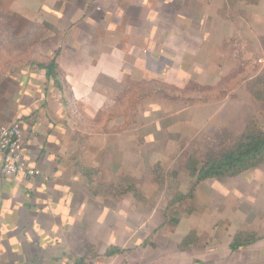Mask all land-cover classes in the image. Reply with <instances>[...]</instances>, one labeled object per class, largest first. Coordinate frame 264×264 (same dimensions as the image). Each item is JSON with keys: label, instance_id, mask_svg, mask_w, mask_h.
Masks as SVG:
<instances>
[{"label": "crops", "instance_id": "crops-1", "mask_svg": "<svg viewBox=\"0 0 264 264\" xmlns=\"http://www.w3.org/2000/svg\"><path fill=\"white\" fill-rule=\"evenodd\" d=\"M30 1L38 2L34 11L30 9L34 18L43 16L52 24L42 40L49 37L50 47L61 50L58 62L69 104L41 69L26 67L0 86V125L20 126L24 161L38 171L6 176L0 165V264H78L88 245L107 264H264V176L257 190L262 203L254 210L258 235L254 244L234 250L228 237L212 247L182 249L179 244L187 233H177L179 226L196 227L197 212L170 225L164 216L167 204L160 202L164 194H145L144 200H126L128 204L124 198L104 204V198L94 196L86 179L74 171L70 158L74 143L70 132L86 129L82 112H101L100 80L122 83L129 78L121 66H128L131 50L150 51L154 43L174 50L171 59L182 65L179 51L200 49L210 34H245L251 41L258 35L263 42L264 0H254L252 11L248 0ZM248 15L254 23L227 19ZM178 70L170 67L167 83L173 84L169 75L177 76ZM97 134L89 143L101 150L102 135ZM137 208L141 219L132 213ZM213 239L211 235L206 240ZM110 246L124 252L104 256Z\"/></svg>", "mask_w": 264, "mask_h": 264}, {"label": "rangeland", "instance_id": "rangeland-1", "mask_svg": "<svg viewBox=\"0 0 264 264\" xmlns=\"http://www.w3.org/2000/svg\"><path fill=\"white\" fill-rule=\"evenodd\" d=\"M253 1L248 0V11H252ZM23 5L28 8L23 9ZM37 6L38 2L30 0H0V15L7 22L6 30L0 32V54L6 56V61L0 63V78L4 76L0 86L26 67L35 69L32 63L36 61L48 60L58 52V59L61 56V50L50 47L49 37L42 40L52 24L43 16L34 18ZM227 19L254 23L249 15ZM52 20L50 18V22ZM33 26L37 32L25 40ZM12 35L18 38L17 44L9 41ZM152 44L150 51L133 49L129 52L128 68L121 66L125 77L129 78L122 83L105 77L100 80L101 112H82L87 120L86 129L70 132L74 142L70 151L74 171L79 172L78 163L83 162L99 170L96 182L118 183L126 176L134 177L142 195H165L160 202L167 204L164 216L170 225L178 223L182 215L197 212V226L186 230L189 227L184 223L177 233H187V236L195 230L199 237L196 246L200 249L223 243L228 237L232 240L240 232L256 233L254 210L262 203L257 190L264 176V164L235 178L201 182L193 198L175 205L170 202L179 192L189 194L196 184L185 165L191 154L203 160L210 149L236 142L252 122L264 130V41L258 35L251 41L245 34H210V40L200 49L179 51L178 61L182 60V65L171 59L175 57L174 50ZM139 52L141 56L137 59L135 54ZM171 66L179 69L177 76L173 72L169 75L173 84L167 83L165 76ZM193 82L200 86L193 89L191 96H175L176 93L163 87L185 89ZM250 82L255 91L250 89ZM96 133L102 135L101 150L89 143L90 136L93 138ZM157 164L166 175L164 183L156 182L152 174ZM83 177L89 187L88 178ZM157 188H163L162 192ZM98 196L104 198V204L123 198L126 204V200L140 201L133 192L119 198ZM132 213L142 218L140 209ZM211 235L214 239L207 241ZM87 255L91 264H107L105 258H98L93 250Z\"/></svg>", "mask_w": 264, "mask_h": 264}, {"label": "trees", "instance_id": "trees-1", "mask_svg": "<svg viewBox=\"0 0 264 264\" xmlns=\"http://www.w3.org/2000/svg\"><path fill=\"white\" fill-rule=\"evenodd\" d=\"M7 22L0 15V32L6 30ZM37 32L36 27H30V30L24 37L25 40H28L32 37L33 33ZM10 36L9 41L17 44V37ZM18 48V45L17 47ZM0 54V63L6 61V56H1ZM4 55V54H3ZM59 52L56 53L55 57L45 61H36L32 63L33 66L37 69L44 70L46 76L49 80H52L56 87L62 92L64 103L69 104V94L67 88L66 79L60 69L58 62ZM5 58V60L3 59ZM31 64V63H30ZM1 66V65H0ZM4 75V74H3ZM1 75V76H3ZM4 78V76H3ZM0 78V81L3 80ZM261 80V77L257 79ZM250 82L249 87L252 91H255ZM194 86V87H192ZM198 83L193 82L192 85L185 89L172 88L168 85L163 87L171 92L176 93L175 96L186 95L191 96L193 89L198 88ZM255 94V92H254ZM167 95V94H165ZM258 96L257 94H255ZM261 164H264V130L261 129L257 124L250 123L246 130L239 136V138L231 145H222L218 149H210L203 160H201L198 155L191 154L186 162V167L190 172V175L196 179V184L193 186L189 194L177 193L175 198L170 202V205H175L180 201L186 200L187 198L194 197V191L196 186L208 179L217 178H232L236 177L247 170L255 168ZM78 171L80 174L88 178L89 180V189L94 195H103V196H112V197H123L129 192H133L134 196L139 200H144L145 196L142 195L140 189L137 187V181L134 177L126 176L118 183H100L96 182V176L99 173L97 168L88 167L85 163H78ZM162 171L161 165L157 164L152 169V174L156 178V182L164 183L166 180V175ZM258 239L256 233L250 232H240L233 239L230 244L231 248L234 250L240 249L242 247H247L251 244H254ZM199 242L198 234L195 230H192L190 234L185 236L179 244V247L182 249H187L193 246H196ZM87 249V253L93 250V246L90 245ZM124 250L117 246H110L105 252V256H111L115 254L123 253ZM93 253L94 250H93ZM96 254V253H95ZM95 256H98L97 254ZM89 256L81 258L78 261V264H91L88 260Z\"/></svg>", "mask_w": 264, "mask_h": 264}, {"label": "built area", "instance_id": "built-area-1", "mask_svg": "<svg viewBox=\"0 0 264 264\" xmlns=\"http://www.w3.org/2000/svg\"><path fill=\"white\" fill-rule=\"evenodd\" d=\"M21 128L17 123L0 125V165L6 176L25 172L29 176L38 174L24 161L20 149ZM99 264V263H96Z\"/></svg>", "mask_w": 264, "mask_h": 264}]
</instances>
